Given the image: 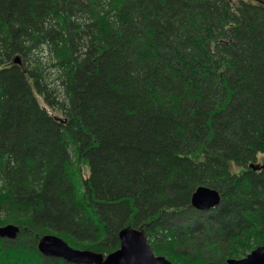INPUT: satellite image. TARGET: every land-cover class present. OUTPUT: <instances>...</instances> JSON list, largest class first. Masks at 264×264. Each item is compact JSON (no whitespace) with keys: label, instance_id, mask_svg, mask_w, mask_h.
<instances>
[{"label":"trees","instance_id":"obj_1","mask_svg":"<svg viewBox=\"0 0 264 264\" xmlns=\"http://www.w3.org/2000/svg\"><path fill=\"white\" fill-rule=\"evenodd\" d=\"M260 153L264 0H0V264H71L48 234L108 254L127 227L175 264L242 258Z\"/></svg>","mask_w":264,"mask_h":264},{"label":"water","instance_id":"obj_2","mask_svg":"<svg viewBox=\"0 0 264 264\" xmlns=\"http://www.w3.org/2000/svg\"><path fill=\"white\" fill-rule=\"evenodd\" d=\"M14 61L19 63V58L16 57ZM219 203V192L205 186H198L190 196V206L199 212L213 209ZM18 233L19 228L13 224L0 227L1 239L13 240ZM117 238L118 248L108 254L72 248L53 234L42 236L38 241L37 250L42 256L57 258L71 264H175L164 256L155 255L141 230L127 227L118 232ZM204 264H264V245L257 246L240 259Z\"/></svg>","mask_w":264,"mask_h":264},{"label":"rangeland","instance_id":"obj_3","mask_svg":"<svg viewBox=\"0 0 264 264\" xmlns=\"http://www.w3.org/2000/svg\"><path fill=\"white\" fill-rule=\"evenodd\" d=\"M257 162L260 165H262L264 163V153L258 154V156H257Z\"/></svg>","mask_w":264,"mask_h":264}]
</instances>
